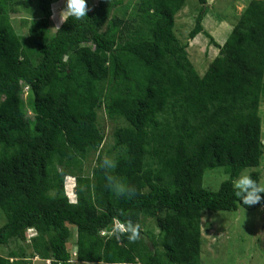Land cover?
<instances>
[{
	"label": "trees",
	"instance_id": "16d2710c",
	"mask_svg": "<svg viewBox=\"0 0 264 264\" xmlns=\"http://www.w3.org/2000/svg\"><path fill=\"white\" fill-rule=\"evenodd\" d=\"M55 1L0 0V247L10 249L0 264H200L204 211L264 207L242 205L232 187L264 157V0L248 3L223 45L204 31L208 0H198L189 39L204 32L219 48L204 75L173 30L187 0H133L132 19L116 12L128 0H86V17L51 36ZM33 7L40 17L22 18L20 34L12 16ZM102 108L120 121L106 150ZM103 155L134 198L108 190ZM217 167L228 179L204 188ZM129 221L139 239L117 240L113 229ZM27 240L29 251L9 248Z\"/></svg>",
	"mask_w": 264,
	"mask_h": 264
},
{
	"label": "rangeland",
	"instance_id": "374dc122",
	"mask_svg": "<svg viewBox=\"0 0 264 264\" xmlns=\"http://www.w3.org/2000/svg\"><path fill=\"white\" fill-rule=\"evenodd\" d=\"M95 3L97 0H88ZM251 0H208L207 14L202 25L204 31L211 35L219 44L223 45L228 38L234 24L244 12ZM133 0H128L126 6L119 8L116 12L122 17L132 19L136 13V6H132ZM201 4L198 0H187L183 8L175 16L174 32L179 41L187 43L189 59L200 75H204L210 62L219 53V48L210 42V38L205 33H199L193 39H189V32L195 25V20L200 12ZM64 8V0L55 1L52 4L53 17L50 22L49 32L53 36L64 20L61 19V10ZM126 10V11H125ZM66 16V14H65ZM14 25L17 32L28 31V27L22 30L20 20L22 18L35 19L40 15L35 12V7L30 10H19L13 16ZM26 90V89H25ZM26 93V92H25ZM24 93V96L26 94ZM31 115V113L29 112ZM262 117V131L264 143V101L260 107ZM98 119L101 128L105 132V142L103 149H108L113 144V131L119 120L108 117L105 110H98ZM96 163L94 155L88 160L87 167L90 170ZM258 171L260 173V185L264 186V157L259 167H247L241 173ZM240 173V174H241ZM239 174V175H240ZM228 179V174L223 167L207 169L204 173L202 185L210 190H218L221 183ZM236 179V178H235ZM235 181V180H234ZM67 193L73 199L74 180L67 179ZM5 223V216L0 210V226ZM145 229L157 232L152 219L146 218ZM202 246L200 264H264V208L257 207L254 210H247L239 207L232 211H204L202 216ZM75 233V232H74ZM34 234V230H29L27 236ZM29 239V238H28ZM75 236L70 241L71 243ZM27 241L12 243L10 247L24 246L29 251ZM10 249L0 247V255H7ZM32 264H48L46 260L36 258L31 260ZM74 264H108L103 262H78Z\"/></svg>",
	"mask_w": 264,
	"mask_h": 264
},
{
	"label": "clouds",
	"instance_id": "9594fccd",
	"mask_svg": "<svg viewBox=\"0 0 264 264\" xmlns=\"http://www.w3.org/2000/svg\"><path fill=\"white\" fill-rule=\"evenodd\" d=\"M87 11H89V9L86 6V0H64V8L61 10V19H67L70 17L74 20H81L86 17ZM116 167L117 162L112 157L108 155L99 157L97 168L104 174V180L108 190L116 197L127 199L134 198L136 195L135 187L129 185L120 177L112 174ZM232 187L233 196L238 198L240 203L244 206L256 205L264 199V197H262V194H264V186H261L257 180L253 179L251 174L241 173L236 177ZM122 234H126V238L130 243L135 242L140 236V225L129 221L126 224L122 226L118 225L113 229L112 235H114L117 240L120 239ZM46 262L51 264L49 260Z\"/></svg>",
	"mask_w": 264,
	"mask_h": 264
},
{
	"label": "water",
	"instance_id": "95a60500",
	"mask_svg": "<svg viewBox=\"0 0 264 264\" xmlns=\"http://www.w3.org/2000/svg\"><path fill=\"white\" fill-rule=\"evenodd\" d=\"M145 240L147 241L149 247L151 248L152 247V242L150 240H148L147 238H145Z\"/></svg>",
	"mask_w": 264,
	"mask_h": 264
}]
</instances>
